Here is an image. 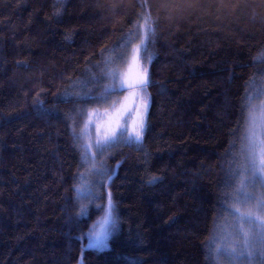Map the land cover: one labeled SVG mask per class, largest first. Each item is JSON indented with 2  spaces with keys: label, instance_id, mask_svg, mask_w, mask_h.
Wrapping results in <instances>:
<instances>
[{
  "label": "trees",
  "instance_id": "trees-1",
  "mask_svg": "<svg viewBox=\"0 0 264 264\" xmlns=\"http://www.w3.org/2000/svg\"><path fill=\"white\" fill-rule=\"evenodd\" d=\"M142 19L155 30L144 139L109 151L111 181L87 193L81 112L104 99L107 50ZM261 77L264 0H0V264H222ZM109 192L117 229L89 249Z\"/></svg>",
  "mask_w": 264,
  "mask_h": 264
},
{
  "label": "snow or ice",
  "instance_id": "snow-or-ice-1",
  "mask_svg": "<svg viewBox=\"0 0 264 264\" xmlns=\"http://www.w3.org/2000/svg\"><path fill=\"white\" fill-rule=\"evenodd\" d=\"M55 5L63 4V0H54ZM59 14V13H55ZM155 30L145 19L143 24L134 23L133 28L121 39L116 49L107 50L115 55H109L102 62L103 69L100 76L111 80L110 85H105L102 97L108 107L82 109L81 119L83 127L81 133L84 140L78 137L76 143L81 150V158L85 166L93 174L111 181L112 176L103 167V161L97 160V156L103 157L107 152L122 142L142 144L146 130V114L149 106L147 95L148 70L143 60L148 45L152 42ZM138 41V42H137ZM106 51V50H102ZM150 61L151 57H147ZM121 65H124L122 68ZM256 78L250 81L251 87H256ZM261 86L257 89L259 95H264V77H261ZM115 89H129V95L120 102L110 101L109 92ZM86 94V93H85ZM256 98H259L257 96ZM95 132V140L92 132ZM243 161L240 177L236 188V197L231 205L236 213L234 235L239 237L242 250L239 255L252 257L257 252L264 255V191L259 194L249 192L248 188H255L257 184L264 189V102L257 106L248 101V114L246 118L245 143L242 146ZM159 177H152L149 183H154ZM83 191V189H81ZM242 197V198H241ZM243 205L244 210L236 205ZM96 225H93V229ZM117 229L111 193H108L107 210L101 221L99 231L89 233L87 247L89 249L103 250L108 248L109 240ZM227 247L230 254L237 253V248ZM221 247H215L219 253ZM79 264H83L80 259Z\"/></svg>",
  "mask_w": 264,
  "mask_h": 264
},
{
  "label": "rangeland",
  "instance_id": "rangeland-1",
  "mask_svg": "<svg viewBox=\"0 0 264 264\" xmlns=\"http://www.w3.org/2000/svg\"><path fill=\"white\" fill-rule=\"evenodd\" d=\"M143 23H144V19L140 20L139 24H143ZM120 51H121V49H119L116 53H118ZM115 54H113V55H115ZM121 67L123 68L124 65H121ZM111 83L112 82L110 80L109 85ZM129 91H131V90L128 89V90H126V91H124L122 93L121 92H111L109 94L110 101H115L117 103L120 102V101H122L125 96H128L129 95ZM257 96H259V98H256ZM250 100L252 101V103L254 105L257 106V113H259V105L262 102H264V95H255L254 93H252ZM105 107H108V104L104 103V99H103L102 102L99 105H97L96 107H94V108H100L101 110H103V108H105ZM247 114H248V108H247ZM82 127H83V123L81 125V128ZM245 130H246V126H245ZM95 135L96 134L93 131L92 132V139L93 140H95ZM82 139L84 140V135L83 134H82ZM244 143H245V133H244ZM120 144L121 143L117 144L116 146H118ZM107 153H109V152H107ZM104 156L103 157H100L98 155L97 156V160H102L103 161V164H104ZM242 161H243V155H242ZM87 172H88V176H90L89 183L90 182L91 183L88 185V189H87L86 192L87 193H91L92 186L97 181H99V179H100L101 176H99L98 174H93L92 172L89 171V169L87 170ZM243 174L244 173L241 172V175H243ZM83 186L84 185H80V190L81 189H84ZM248 191L249 192H255V193L259 194L261 191H264V189H261L259 187V184H257L255 188L249 187L248 188ZM235 197H236V192L232 196V201L229 204V209L226 210L225 214L222 216V218L219 221L220 222V225H219V230L217 231V236H216L215 242H216V247H221L222 245H224V246H229L230 245V246L236 247L238 251L235 254H230L227 251V247H221V251L218 253L219 259L221 260V263L222 264H258V260L263 256L259 252H257L252 257H248L247 255H239V251L242 250V244L239 242V237L237 235H234L235 229H234L233 222L235 220L236 213L232 210V207H231V205L234 203V198ZM236 206L237 207H240L241 208V211L244 210L243 205L237 204ZM106 210H107V204H106V208H105L104 212L101 214V216H99L96 219L95 223L93 224V225H96V228L93 229V225L90 228V230L88 232V241H89V233L91 231H99L100 230L101 221H102V218L105 215Z\"/></svg>",
  "mask_w": 264,
  "mask_h": 264
}]
</instances>
